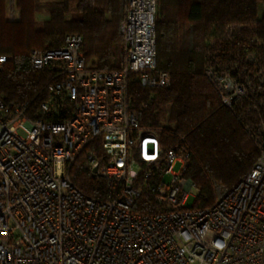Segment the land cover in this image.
Returning <instances> with one entry per match:
<instances>
[{
    "label": "built area",
    "instance_id": "obj_1",
    "mask_svg": "<svg viewBox=\"0 0 264 264\" xmlns=\"http://www.w3.org/2000/svg\"><path fill=\"white\" fill-rule=\"evenodd\" d=\"M156 15V0H125L115 70L86 61L78 33L32 50L31 69L54 76L43 117L0 95V264H264V40L236 37L232 25L231 50L207 49L203 74L259 156L211 205H187L197 185L185 176V137L166 147L129 93L133 76L146 89L171 84L157 69ZM66 102L69 114L51 118ZM79 160L102 196L71 179ZM143 195L150 212L135 209Z\"/></svg>",
    "mask_w": 264,
    "mask_h": 264
},
{
    "label": "trees",
    "instance_id": "obj_2",
    "mask_svg": "<svg viewBox=\"0 0 264 264\" xmlns=\"http://www.w3.org/2000/svg\"><path fill=\"white\" fill-rule=\"evenodd\" d=\"M124 2L16 0L19 18L9 20L6 0H0V55L10 57L0 68L3 99L19 105L30 117H43L40 107L49 98L47 86L54 76L51 70L31 69L29 56L34 49L60 47L68 33L82 36L86 61L95 58L93 64L102 70L118 69ZM156 6L157 69L170 73L171 84L146 89L133 76L132 108L141 125L152 128L166 147L185 137L189 150L185 176L200 186L195 206L206 207L218 198L212 184L231 188L251 169L259 150L204 76L205 55L212 44L231 50L228 29L232 25L236 37L264 40V0H156ZM43 11L49 18L39 22L35 15ZM68 114L66 102L51 118ZM71 179L87 194L104 193L102 180L84 171L81 160L73 167ZM135 209L152 211V200L143 195Z\"/></svg>",
    "mask_w": 264,
    "mask_h": 264
},
{
    "label": "crops",
    "instance_id": "obj_3",
    "mask_svg": "<svg viewBox=\"0 0 264 264\" xmlns=\"http://www.w3.org/2000/svg\"><path fill=\"white\" fill-rule=\"evenodd\" d=\"M57 0H40L41 3H47ZM263 7V6H262ZM19 9L16 0H6V15L9 20H17L19 18ZM49 18L46 12H39L35 15V19L39 22L46 21Z\"/></svg>",
    "mask_w": 264,
    "mask_h": 264
},
{
    "label": "rangeland",
    "instance_id": "obj_4",
    "mask_svg": "<svg viewBox=\"0 0 264 264\" xmlns=\"http://www.w3.org/2000/svg\"><path fill=\"white\" fill-rule=\"evenodd\" d=\"M88 62H90L92 64L93 63L96 64L97 60L95 58H91V59H88ZM19 133H20V135L25 136L24 132L20 131ZM179 168H180V166H179V164H177L175 166L174 170L178 171ZM170 179H171L170 175H167L165 177L166 182L170 181ZM211 189H212V192L214 193L215 198L220 197L225 192V188H223V187L218 188L216 184H212ZM199 191H200V186L197 185V189L194 190V192L197 193V196L199 195ZM195 201H196V197L194 195H191V196H189V198L187 200V205H192L193 203H195Z\"/></svg>",
    "mask_w": 264,
    "mask_h": 264
},
{
    "label": "water",
    "instance_id": "obj_5",
    "mask_svg": "<svg viewBox=\"0 0 264 264\" xmlns=\"http://www.w3.org/2000/svg\"><path fill=\"white\" fill-rule=\"evenodd\" d=\"M96 169H94V171H95Z\"/></svg>",
    "mask_w": 264,
    "mask_h": 264
}]
</instances>
